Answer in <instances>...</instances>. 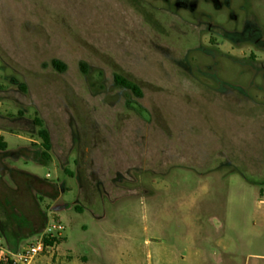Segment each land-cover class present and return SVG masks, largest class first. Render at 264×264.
Segmentation results:
<instances>
[{"label":"rangeland","instance_id":"obj_1","mask_svg":"<svg viewBox=\"0 0 264 264\" xmlns=\"http://www.w3.org/2000/svg\"><path fill=\"white\" fill-rule=\"evenodd\" d=\"M1 135L0 198L68 259L264 264V0H0Z\"/></svg>","mask_w":264,"mask_h":264},{"label":"trees","instance_id":"obj_2","mask_svg":"<svg viewBox=\"0 0 264 264\" xmlns=\"http://www.w3.org/2000/svg\"><path fill=\"white\" fill-rule=\"evenodd\" d=\"M52 65L60 70L65 71L67 66L62 61L58 59H54L52 61ZM115 82L118 86L123 87L127 90H130L134 95L137 97H142L143 92L138 84L131 81L130 79L124 77L123 75L116 74L115 75ZM35 123L40 127L38 131L39 137L42 139L41 146L43 150L41 152V156L44 159H50L49 152L52 148V140L49 130L44 127L43 121L39 118H35ZM0 151L7 153L9 157L17 158L18 155L17 151H10L8 150V143L5 141L4 136H0ZM9 171L15 172V170L10 169ZM22 177H24L28 181L38 180L36 176L30 174L28 172H18ZM41 181H48L47 179ZM55 190V189H54ZM47 196L50 198H56V193H49ZM44 223L46 224V217L44 216ZM27 219L22 213V209L19 208L18 205L13 203V201L9 198H0V234L5 239L7 247L12 251H18L20 244L26 238L31 235L40 233L42 230L41 228H26L27 226ZM60 243V242H59ZM0 264H3L0 262Z\"/></svg>","mask_w":264,"mask_h":264},{"label":"built area","instance_id":"obj_3","mask_svg":"<svg viewBox=\"0 0 264 264\" xmlns=\"http://www.w3.org/2000/svg\"><path fill=\"white\" fill-rule=\"evenodd\" d=\"M50 177V174H47ZM65 226L60 221L49 220L39 237L18 251H11L0 236V262L3 264H33L43 255H54Z\"/></svg>","mask_w":264,"mask_h":264},{"label":"crops","instance_id":"obj_4","mask_svg":"<svg viewBox=\"0 0 264 264\" xmlns=\"http://www.w3.org/2000/svg\"><path fill=\"white\" fill-rule=\"evenodd\" d=\"M2 136V135H1ZM5 138V136H4ZM5 141L8 143V140ZM262 203L264 200H261ZM264 226V221H263ZM62 243L58 245L57 251L58 255L54 257V255H43L40 258H38L33 264H86V257H77L73 251L71 252L73 254V258L68 259L67 251L71 250H65L62 251L59 249ZM70 253V252H69ZM129 256L133 257L136 254V251L129 252ZM133 254V255H132ZM227 253L221 254L219 258V261L221 264H237L235 258L232 259V253H230V257L226 255ZM192 255L188 252H182V253H176L172 250H163L160 248H156L155 250L150 252L149 256V264H205L202 260L192 259ZM197 257H200V255H197ZM135 263H141L140 261H133Z\"/></svg>","mask_w":264,"mask_h":264}]
</instances>
